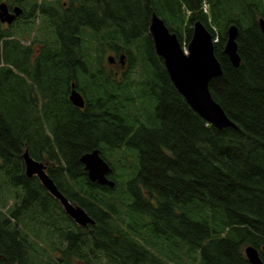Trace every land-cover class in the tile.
Segmentation results:
<instances>
[{
  "label": "trees",
  "instance_id": "1",
  "mask_svg": "<svg viewBox=\"0 0 264 264\" xmlns=\"http://www.w3.org/2000/svg\"><path fill=\"white\" fill-rule=\"evenodd\" d=\"M77 1L0 0L45 18L35 48L20 21L0 20V264H252L249 245L264 263V0H101L102 24L99 1ZM154 13L182 45L196 21L213 34L223 73L210 91L235 127L209 123L176 89ZM233 24L238 67L224 52ZM24 28L31 38L35 22ZM108 49L134 52L121 79L99 69ZM73 82L83 108L69 99ZM96 148L113 187L80 161ZM26 150L93 224L27 176Z\"/></svg>",
  "mask_w": 264,
  "mask_h": 264
},
{
  "label": "water",
  "instance_id": "2",
  "mask_svg": "<svg viewBox=\"0 0 264 264\" xmlns=\"http://www.w3.org/2000/svg\"><path fill=\"white\" fill-rule=\"evenodd\" d=\"M21 8L14 7L10 12L8 5H0V20L2 23L12 24L20 14ZM259 24L264 32V18L259 19ZM155 50L163 58L168 74L179 93L186 99L191 108L209 123L219 129L235 124L227 116L222 106L212 97L210 82L213 78L223 73L221 63L214 52L215 39L213 34L201 22L193 25L192 36L188 42V53L185 51L176 33L171 32L164 20L156 13L150 23ZM228 39L224 52L235 67H238L241 58L238 53L237 37L239 28L236 24L228 27ZM123 59V57H121ZM69 99L79 108L85 106L84 96L76 89V84L71 85ZM25 170L28 177L36 176L47 191L58 199L65 213L78 225L88 227L93 224V218L78 204L73 203L57 187L47 171V163L34 159L28 150L24 153ZM80 161L83 163L88 177L92 182L113 187L115 181L110 178L112 167L101 155L100 149L85 152ZM245 253L252 264H264L260 252L254 246H247Z\"/></svg>",
  "mask_w": 264,
  "mask_h": 264
},
{
  "label": "flooded vegetation",
  "instance_id": "3",
  "mask_svg": "<svg viewBox=\"0 0 264 264\" xmlns=\"http://www.w3.org/2000/svg\"><path fill=\"white\" fill-rule=\"evenodd\" d=\"M44 0H39V2H43ZM46 1H54V0H46ZM99 1L98 7H97V14L96 17H94L93 22L98 23V24H102L103 23V17H104V4L101 0H97ZM73 2V4L75 6L78 5V1L76 0H62V6L63 8H67L68 5ZM19 8H21V12L20 14L16 17L15 21L12 24H8V23H4V25L9 26V25H13L15 22L20 21L19 24H21V32H20V36H21V41L24 44H32L35 47H38L39 43L38 41H35V34H36V30H38L41 22L43 23L44 21V16L41 12H36L34 13V11L30 12V11H26L24 9V7L22 6V4L17 5ZM16 7V6H15ZM9 11L12 13L14 12V7H9ZM59 14H61V10H58L57 13L55 14V16H59ZM35 22V30L33 31V36L31 38L28 37L26 30H24L27 25H29L32 22ZM134 52L131 50L125 51V50H112V49H108L107 52H105L103 54V56H101L99 63V69H104L107 70L109 72H111L115 78L117 79H121L124 75V73L128 72L131 70L130 66H129V55L133 54ZM123 57V59L121 58ZM72 70H77L75 68H73ZM78 90V89H77ZM79 92H81L80 90H78ZM81 94L83 95V93L81 92ZM84 96V95H83ZM85 99V98H84Z\"/></svg>",
  "mask_w": 264,
  "mask_h": 264
},
{
  "label": "rangeland",
  "instance_id": "4",
  "mask_svg": "<svg viewBox=\"0 0 264 264\" xmlns=\"http://www.w3.org/2000/svg\"><path fill=\"white\" fill-rule=\"evenodd\" d=\"M204 8H206L207 12L209 11V4L206 1L204 2ZM183 47H184L185 51H188L186 42H184Z\"/></svg>",
  "mask_w": 264,
  "mask_h": 264
},
{
  "label": "built area",
  "instance_id": "5",
  "mask_svg": "<svg viewBox=\"0 0 264 264\" xmlns=\"http://www.w3.org/2000/svg\"><path fill=\"white\" fill-rule=\"evenodd\" d=\"M206 10V8H204Z\"/></svg>",
  "mask_w": 264,
  "mask_h": 264
}]
</instances>
